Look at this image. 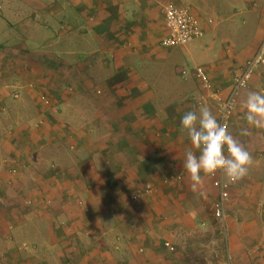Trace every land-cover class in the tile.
<instances>
[{
  "label": "crops",
  "instance_id": "1",
  "mask_svg": "<svg viewBox=\"0 0 264 264\" xmlns=\"http://www.w3.org/2000/svg\"><path fill=\"white\" fill-rule=\"evenodd\" d=\"M168 4L204 36L162 47ZM263 40L264 0H0V264L36 263L27 231L45 236L37 264H264V129L242 109L264 68L232 116L253 163L224 222L210 177L191 187L181 131L201 104L218 120Z\"/></svg>",
  "mask_w": 264,
  "mask_h": 264
},
{
  "label": "clouds",
  "instance_id": "2",
  "mask_svg": "<svg viewBox=\"0 0 264 264\" xmlns=\"http://www.w3.org/2000/svg\"><path fill=\"white\" fill-rule=\"evenodd\" d=\"M242 109L249 128L264 129V93L248 92ZM181 131L187 133L192 146L184 154L183 169L189 174L193 191L202 188L206 178L218 173L230 183H237L248 175L253 163L251 154L208 106L201 104L184 113ZM241 134L247 135L248 130Z\"/></svg>",
  "mask_w": 264,
  "mask_h": 264
},
{
  "label": "built area",
  "instance_id": "3",
  "mask_svg": "<svg viewBox=\"0 0 264 264\" xmlns=\"http://www.w3.org/2000/svg\"><path fill=\"white\" fill-rule=\"evenodd\" d=\"M163 11L167 34L161 41L162 47H184L204 36L200 22L191 9L168 4L164 7ZM260 67L264 68V40L257 54L246 63L243 73L235 76L232 90L228 96L226 98H218V121L226 124L228 130L230 129L239 92L247 87L255 71ZM196 74L202 82L204 89L210 90L212 85L204 69L197 68ZM41 99L45 105L49 106L51 104L49 98L43 96ZM210 179L213 187L218 191V200L214 205V216L217 220L224 222L227 217L226 206L230 200V187L233 183H230L226 180L225 176L219 173L210 177ZM146 190L150 191L151 187L148 186Z\"/></svg>",
  "mask_w": 264,
  "mask_h": 264
},
{
  "label": "rangeland",
  "instance_id": "4",
  "mask_svg": "<svg viewBox=\"0 0 264 264\" xmlns=\"http://www.w3.org/2000/svg\"><path fill=\"white\" fill-rule=\"evenodd\" d=\"M9 16V12L7 11V17ZM6 17V18H7ZM174 51H176V52H180V48H177V49H174ZM179 54V53H178ZM241 92V91H240ZM239 92V93H240ZM46 97V96H45ZM49 101H51V100H49ZM45 236H44V234H43V231L41 232V233H37V235L36 236H34V235H30V234H28V231L27 232H25V234L23 235V236H20V240L21 241H35V239H36V244H33L30 248H29V251L28 252H24L22 255H23V257H29V258H33V257H39V259L36 261V263L35 264H37V262L41 259V258H43V257H45L46 255V253L41 249V248H39V247H37V243H42L43 242V240L45 239L44 238ZM30 244H31V242H30ZM34 245H35V248H34Z\"/></svg>",
  "mask_w": 264,
  "mask_h": 264
}]
</instances>
